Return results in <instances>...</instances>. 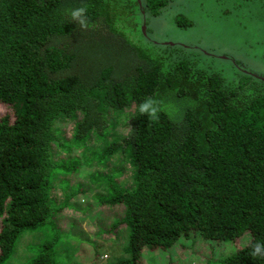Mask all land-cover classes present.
I'll return each mask as SVG.
<instances>
[{
  "label": "trees",
  "instance_id": "trees-1",
  "mask_svg": "<svg viewBox=\"0 0 264 264\" xmlns=\"http://www.w3.org/2000/svg\"><path fill=\"white\" fill-rule=\"evenodd\" d=\"M247 1V12L259 5ZM164 3L0 0V264L27 232L55 231L56 222L84 228V213L63 219L49 196L51 180L82 163L96 167L89 186L99 189L91 233L124 241L114 264H145V248L173 247L178 263L188 259L181 239L264 242V76L240 70L229 83L202 67L196 47L141 46L157 45L145 16L148 8L160 15ZM84 5L89 27L80 29L70 11ZM148 97L158 101V121L138 111ZM59 151L65 158H55ZM125 166L129 186L116 182ZM79 184L77 194L90 188ZM58 239L27 246L25 264H68ZM235 249L222 264H264L249 247Z\"/></svg>",
  "mask_w": 264,
  "mask_h": 264
},
{
  "label": "rangeland",
  "instance_id": "rangeland-1",
  "mask_svg": "<svg viewBox=\"0 0 264 264\" xmlns=\"http://www.w3.org/2000/svg\"><path fill=\"white\" fill-rule=\"evenodd\" d=\"M144 0H141V3ZM247 0H165L164 7L160 9V15L149 16L150 10L147 9L145 16L148 38L157 45L140 42L143 47L151 51L162 49L161 43L171 45H184L196 47L197 50H190L196 56L205 57L203 68H207L208 73L218 74L226 82L232 83L244 74L240 70L264 76V0H259V5H252L249 12ZM146 8L148 3H146ZM151 7V6H150ZM185 20L191 22V26L186 28L176 27L175 23H184ZM143 22L140 18L139 27ZM189 52V53H191ZM210 54L204 55L203 53ZM179 53V52H176ZM180 54V53H179ZM207 65V67H206ZM205 69V71H207ZM193 105V104H190ZM4 110L0 108V117ZM121 122V120H120ZM64 138L69 140L71 126L63 127ZM100 146V144H99ZM89 152H97L99 149L94 145V141L88 143ZM75 154L79 156V151ZM55 158H65V153L59 151ZM81 158L78 159H82ZM110 160V159H109ZM112 160H116L113 158ZM111 161V160H110ZM111 164L113 165L112 161ZM118 168V167H117ZM96 167H88L82 163L77 167L74 174L64 176L59 175V179L51 180L49 196L53 199L56 206L62 208L61 218L80 219L82 214H75L74 210L84 213L86 220L83 225L70 226V228L60 227L56 222V230H47L45 234L28 233L21 235L14 248V253L6 264H25L31 254H28L27 246L36 247L41 242H52L59 237L55 248L58 255H63L68 264H114L117 260L119 247H123L124 241L114 242L112 238L104 237V231L91 233L92 223L100 216V211L92 208L94 203L93 195L99 189L89 186L90 177ZM70 178H77L74 184H70ZM130 169L125 166L121 177L118 176L116 182L123 185L130 183ZM63 180L65 182L60 183ZM80 183V189L90 187L87 192L78 193L75 188ZM130 185V184H129ZM128 185V186H129ZM68 197V199H66ZM64 201L66 205L63 206ZM73 208V209H72ZM74 217V218H73ZM57 218V215L55 216ZM60 218V215L59 217ZM76 223V222H75ZM106 227L105 224H102ZM69 230V231H68ZM67 232H70L69 235ZM246 236H242L235 243L224 242L222 245L213 241L203 240L200 237L195 239H181L180 244L188 247L186 257L183 261H178L180 248H170L166 251L156 250L150 252L144 249L145 264H222L221 261L231 253H235L238 246H242ZM53 243V242H52ZM202 249V250H200ZM200 250V254L197 252ZM81 253V254H80ZM225 253V254H224ZM106 256V258L104 257ZM127 257V256H124ZM206 258L207 261H204Z\"/></svg>",
  "mask_w": 264,
  "mask_h": 264
},
{
  "label": "clouds",
  "instance_id": "clouds-1",
  "mask_svg": "<svg viewBox=\"0 0 264 264\" xmlns=\"http://www.w3.org/2000/svg\"><path fill=\"white\" fill-rule=\"evenodd\" d=\"M87 11V5L72 9L70 11L71 22H74L80 29H87L89 27ZM138 111L142 116L146 115L152 121H158L159 119L158 101L152 97H148L140 102ZM243 246L251 249L250 255L252 257L264 259V242L261 240L249 236L244 240Z\"/></svg>",
  "mask_w": 264,
  "mask_h": 264
},
{
  "label": "water",
  "instance_id": "water-1",
  "mask_svg": "<svg viewBox=\"0 0 264 264\" xmlns=\"http://www.w3.org/2000/svg\"><path fill=\"white\" fill-rule=\"evenodd\" d=\"M143 30H144V28H143ZM144 34H145V32H144Z\"/></svg>",
  "mask_w": 264,
  "mask_h": 264
}]
</instances>
